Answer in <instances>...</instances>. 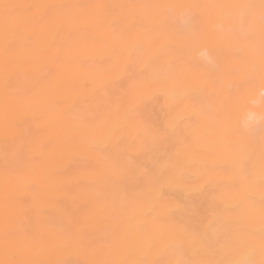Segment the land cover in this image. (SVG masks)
<instances>
[{"label": "bare ground", "instance_id": "bare-ground-1", "mask_svg": "<svg viewBox=\"0 0 264 264\" xmlns=\"http://www.w3.org/2000/svg\"><path fill=\"white\" fill-rule=\"evenodd\" d=\"M0 264H264V0H0Z\"/></svg>", "mask_w": 264, "mask_h": 264}]
</instances>
